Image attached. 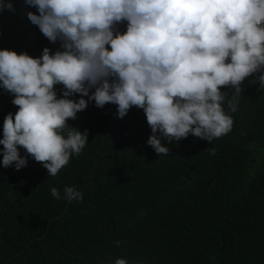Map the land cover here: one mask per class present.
Returning <instances> with one entry per match:
<instances>
[{
    "label": "trees",
    "instance_id": "16d2710c",
    "mask_svg": "<svg viewBox=\"0 0 264 264\" xmlns=\"http://www.w3.org/2000/svg\"><path fill=\"white\" fill-rule=\"evenodd\" d=\"M4 2L12 9L0 12V49L62 50L28 19L35 7ZM250 79L229 113L232 130L212 142L161 140L169 153L158 156L142 109L118 118L115 105L90 101L68 121L88 130V143L57 176L30 156L19 170L0 164V264H264V87ZM221 91L228 112L235 93ZM12 99L0 88V138L4 116L17 111ZM66 187L83 198L67 201Z\"/></svg>",
    "mask_w": 264,
    "mask_h": 264
},
{
    "label": "clouds",
    "instance_id": "9594fccd",
    "mask_svg": "<svg viewBox=\"0 0 264 264\" xmlns=\"http://www.w3.org/2000/svg\"><path fill=\"white\" fill-rule=\"evenodd\" d=\"M25 2L37 9L27 13L30 22L62 50L45 47L32 57L0 49V88L17 106L3 118L4 168L19 170L30 156L57 176L88 143V130L68 121L90 101L97 108L115 105L118 118L132 107L142 109L151 129L147 144L160 156L169 153L161 140L191 134L212 142L228 134L234 124L229 113L237 110L245 80L264 87V0ZM5 8L11 10V3L0 0V12ZM57 85L63 86L59 97ZM222 87L235 93L228 112ZM50 191L60 199L57 188ZM82 198L65 188L67 201ZM115 264L128 262L118 258Z\"/></svg>",
    "mask_w": 264,
    "mask_h": 264
}]
</instances>
